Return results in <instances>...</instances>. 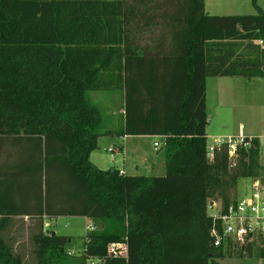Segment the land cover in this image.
<instances>
[{"label":"trees","instance_id":"16d2710c","mask_svg":"<svg viewBox=\"0 0 264 264\" xmlns=\"http://www.w3.org/2000/svg\"><path fill=\"white\" fill-rule=\"evenodd\" d=\"M252 1L256 14L212 15L205 0H0V264H24L4 237L16 217L38 222L36 264H73L72 237L45 229L63 216L100 225L82 264L233 256L214 244L209 207L228 206L240 178L259 176L260 155L222 147L208 158L206 90L209 77H264V9ZM112 90L124 97L119 130L89 95ZM109 134L163 137L165 174L95 165Z\"/></svg>","mask_w":264,"mask_h":264},{"label":"rangeland","instance_id":"374dc122","mask_svg":"<svg viewBox=\"0 0 264 264\" xmlns=\"http://www.w3.org/2000/svg\"><path fill=\"white\" fill-rule=\"evenodd\" d=\"M258 5L264 9V0H257ZM207 11L212 15H237L256 14L257 9L252 0H207ZM91 100L98 104L102 110L106 128L119 130L124 123L123 104L124 97L121 91H91ZM206 101L208 111V145H213L214 138L237 135L240 132V125H243L242 132L257 133L264 136V77L249 79L246 77H209L207 79ZM119 137L114 134L104 135L99 138V147L94 150V159L101 160L102 169L113 166H121L120 156L112 155L108 150L119 143ZM154 141L158 138H143L141 145L145 148L148 156L160 155L157 158L155 171L148 168L140 169L136 175H164L165 156L164 152L155 151ZM130 143L131 140H130ZM116 158V164L111 160ZM263 160L259 158L258 175L263 173ZM131 172V171H128ZM253 185V178L242 177L238 184L231 191V198L237 199L249 194ZM213 202L220 203V200L213 199ZM211 207H209V211ZM91 220L82 216H63L52 218L46 230H53L60 235L72 237L68 251L74 256L73 264H82L86 235L89 233ZM94 224V223H93ZM88 226V227H87ZM100 229V225H95ZM39 229L38 222L30 217L13 218L4 237L13 245L16 252L22 255L24 264H36L33 235ZM253 255L244 257L238 256V245L233 249V256L219 260V264H264V258L259 256L258 245H253ZM100 260L88 258V263H98Z\"/></svg>","mask_w":264,"mask_h":264},{"label":"built area","instance_id":"2783aa9c","mask_svg":"<svg viewBox=\"0 0 264 264\" xmlns=\"http://www.w3.org/2000/svg\"><path fill=\"white\" fill-rule=\"evenodd\" d=\"M264 47V38L258 40ZM159 145L158 142L155 143ZM225 148L231 156L236 154L239 148L259 149L260 159L264 165V136L246 135L240 132L237 135L214 138L213 145H208V158L214 159L217 148ZM112 155L118 153V149H108ZM121 174H124L120 171ZM209 215L213 220L211 235L216 246L231 247L238 245H258L264 247V172L253 178L251 192L241 198L234 199L228 206L213 202ZM210 205V206H211ZM89 231L96 229L95 224L88 225ZM87 226V227H88ZM111 250L116 254H124L126 246L120 243L113 244Z\"/></svg>","mask_w":264,"mask_h":264},{"label":"crops","instance_id":"0c3cea01","mask_svg":"<svg viewBox=\"0 0 264 264\" xmlns=\"http://www.w3.org/2000/svg\"><path fill=\"white\" fill-rule=\"evenodd\" d=\"M205 6H206V11H207V0H205ZM207 12L210 13L209 11H207ZM252 79H254V78H252ZM123 112H124V110H123ZM242 128H243V125H240V132H242L241 131ZM245 134L246 135H252V136H263V135L257 134V133H246L245 132ZM151 137L160 139V141H154L155 151H158V152H160L161 150L163 151V140L164 139L161 136H154V135H125V136H120L119 137V139H120L119 143L117 145H115L113 148L118 149V151H119L118 153H115V155L120 156V161L122 162V167L116 166V165L113 167L119 169L124 174H131V175H136L135 173L140 171V169L148 168L149 166H151V169L153 171H155L156 166H157V158H159L160 155L157 153V155L148 156L147 151L141 145V139L151 138ZM225 137H228V136H225ZM130 140L132 143H130ZM156 142L159 143L158 146L155 145ZM93 153H94V151L91 154L92 162L95 165H97L98 167L102 168V166H100V165H102V164H100L101 160L98 157H96L94 159ZM111 161L114 164H116V162H117L115 157H113ZM109 168H111V167H109ZM128 171H131V172H128ZM84 218L86 220H90L87 217H84ZM50 220L51 219L45 220L46 226H48L50 224ZM87 225H89V224H87Z\"/></svg>","mask_w":264,"mask_h":264},{"label":"water","instance_id":"95a60500","mask_svg":"<svg viewBox=\"0 0 264 264\" xmlns=\"http://www.w3.org/2000/svg\"><path fill=\"white\" fill-rule=\"evenodd\" d=\"M210 207H212V205H211ZM54 234H56V232H53V235H54Z\"/></svg>","mask_w":264,"mask_h":264}]
</instances>
